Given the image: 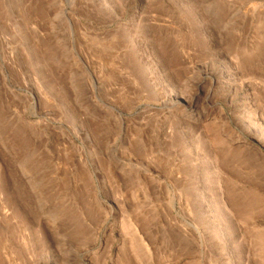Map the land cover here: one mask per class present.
<instances>
[{
    "label": "rangeland",
    "instance_id": "obj_1",
    "mask_svg": "<svg viewBox=\"0 0 264 264\" xmlns=\"http://www.w3.org/2000/svg\"><path fill=\"white\" fill-rule=\"evenodd\" d=\"M0 264H264V0H0Z\"/></svg>",
    "mask_w": 264,
    "mask_h": 264
},
{
    "label": "bare ground",
    "instance_id": "obj_2",
    "mask_svg": "<svg viewBox=\"0 0 264 264\" xmlns=\"http://www.w3.org/2000/svg\"><path fill=\"white\" fill-rule=\"evenodd\" d=\"M129 223V222H128ZM133 226V225H132ZM130 227H131V225H130ZM132 236L133 237H137L138 238V241H139V243L142 245V246H144L145 244H143V239H142V237L140 236V234H139V232L136 230V228L133 226L132 227ZM135 240H136V238H134ZM145 247V246H144ZM144 249V248H143ZM142 249V250H143ZM148 249V248H147ZM145 251H146V249H144Z\"/></svg>",
    "mask_w": 264,
    "mask_h": 264
}]
</instances>
